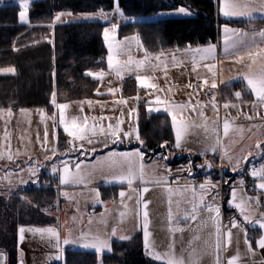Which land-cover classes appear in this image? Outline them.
<instances>
[{
	"label": "rangeland",
	"instance_id": "obj_1",
	"mask_svg": "<svg viewBox=\"0 0 264 264\" xmlns=\"http://www.w3.org/2000/svg\"><path fill=\"white\" fill-rule=\"evenodd\" d=\"M116 2L117 0H114L112 9L103 10V12L107 14V19H101L99 16L95 15L99 12V10L80 13L71 12V17L63 16L61 17V20L57 21L55 24L77 21H99L105 24L104 29H110L112 24H116L119 27V25L128 22L155 21L164 18L187 17L193 15V13L186 7L189 10L190 15H160V13H175V9H170L159 11L155 14L147 16H120L118 13L114 12ZM215 2L217 11L218 9L220 11L219 0H215ZM61 12L67 13L70 11H60L57 13ZM56 14L53 16V19ZM83 14L91 15L93 18L84 19ZM134 35L138 37L139 43H137V41L129 40L122 45V51L114 48L112 54L115 60L120 61L121 64L127 62L129 57H131L134 61H144L140 68L132 65L131 70L125 69L121 75H117L116 71L109 69L107 60L109 49L102 33L107 52L105 60L106 67L104 69L90 70L91 72H104V76L102 78H96L98 80V86L95 91L97 97L93 99L56 102V104L63 103L68 105V107L64 110V117L69 124H71L73 119H75L78 124L84 125L85 118H87V127L91 129L94 126L95 132L88 131L85 133V138L83 140L69 136L64 131V126L60 124V109L54 104L51 112H47L44 108L24 109L25 112H28V119L26 120L25 129L23 130V145H25L24 147L26 148V153L29 155L26 157L34 163L32 167L33 171L30 172L29 169L26 170V177H28V181H33L39 177L41 172L51 175L56 174L58 182L54 183L50 182L49 178L46 179L44 181L45 184H40L41 188L37 189L36 192L34 191L35 193H33V195L36 197L35 199H37V197H45L48 195L40 193L41 190L44 189L43 186L47 187V183H49L50 186L57 187L58 189L61 187L59 191L64 194L63 196H66L67 203L70 204L73 202V206H75V209L79 211V215H77V213L69 214V216L74 217L76 227L80 223V228L78 229L82 230V233L100 235L102 238L110 241V247L112 242L111 240H122L120 239V236H128L131 238L135 234H140L142 246H144L145 220L143 212L145 209L143 204L144 202H148L147 212L148 230L150 233L149 240L153 250L163 253L169 250V245L171 244L173 245L172 250L178 257L179 253L182 254V251L187 252L188 260L190 257L189 253L191 251H196V247L185 246L182 243L179 244V238H182V234H180V231H170L169 229H182L183 224L186 222L184 216L178 213L175 214V211H178L179 209L180 194L183 192V187H185L181 185V182L187 177L186 173H188L187 170L189 165L195 169H205L207 174L211 175L213 178H219L223 175V184L227 183L226 181L229 180V176L222 173L221 169L219 171L216 167H214L213 163H211V167L209 168L205 163L206 161L210 162L209 158L201 156L199 160H195L193 158L194 156L189 155V153L182 154L179 148L172 147L171 145H164L162 147V151H160L158 155L156 154L157 156H152L149 154L150 151L146 150L144 144H141V139H136L137 133L139 134L137 123L138 105L140 103H147L149 104L146 106L147 110L153 112H165L164 105L157 104L156 99L159 97L161 100H167L169 103L175 104L174 101L171 100V95L165 96V93H167V91L170 92L171 90H174L176 86L174 82L181 80V74L177 71L179 68H167L168 65L163 61V57L165 56L164 51H158L156 52L157 55L154 56L152 54L153 52H148L143 47L138 34L119 37L117 28V31L114 34V40L113 34L110 33V41L113 43L120 42L124 41L125 37H132ZM146 53L148 54V59H145ZM157 57H159V59H157ZM1 73L3 72H0V74ZM137 76L142 77L145 82L141 83L138 81ZM128 78H134L135 81L138 82V86L144 88V91L139 96L130 98L120 96V86L122 82ZM206 79L207 77L204 76V80L202 81L210 82ZM152 85H154V87H152ZM110 88L116 89V91L109 92ZM136 97H139V99H135ZM121 99L126 101V103H117ZM89 100L92 101L91 107L87 103ZM81 101H84L82 105L80 104ZM157 108L159 111L153 110ZM17 111H21V109L11 110V113ZM129 113H131V115H129ZM196 116L197 113H193V117L198 120L199 116ZM12 119H14V122L12 121V125L17 127L18 121L13 117ZM118 120L121 121L119 125L121 131L117 133L119 139L112 136L108 130V125L111 124L115 127ZM101 128L104 129L103 132L100 131ZM13 130L16 129L14 128ZM18 130L21 133L22 127L18 128ZM124 132H130L131 135L125 137L123 135ZM45 134H47L46 138ZM59 136H63L64 139L68 138L67 140L70 141H75L77 146L70 149H57L56 147ZM13 140H15V137H12V142ZM89 141H91V143H89ZM93 149H95V151H93ZM53 150H55V152L58 150L56 152V156L53 154ZM136 150L142 152L143 157H133L132 163L137 171L139 170L140 165L143 164L144 178L143 181L140 179L134 180L130 187L126 181L122 182L113 179L114 176L119 175L122 171H127V165L123 164L122 166H112L109 161L120 158L109 157V153H125L134 152ZM31 154L33 155L32 158L30 156ZM184 155L188 158L187 160L175 161V159H181ZM37 164H44V166L43 168H39ZM77 164H80V176L82 179L79 182L69 181L68 183L61 184L60 176L63 173L65 166H67L72 173H76ZM53 167L57 168V172L53 173ZM203 169L202 172L205 171ZM11 176L12 175H1L0 179H10ZM202 176L203 175H201V173L193 176V186H200L199 183H201ZM161 178H163V183H156V181L161 180ZM240 178L241 176L239 175L237 179ZM192 187L190 186L188 189L193 191L194 187ZM145 188H147L148 191L145 192ZM97 192L99 193V196L96 195ZM121 192L125 193L124 197H121ZM249 194L251 195L252 192H249ZM28 195L30 194L28 193ZM33 195L31 194L30 196ZM250 195L247 196L248 199ZM49 199L50 198H46L42 202L44 207L49 208L48 206H51V208H54L58 205V202L56 201L57 199H53L48 202L47 200ZM138 200L141 201L139 205H137ZM39 201L40 199H37V202ZM252 202L255 203L253 200ZM211 205L212 204H210V206ZM88 206H93L94 208L97 207L99 209L96 208L91 215L86 213L87 215L84 216L83 208L86 209ZM2 208L3 206L0 205V233L1 230L8 226L7 218L10 216L9 214L11 212L9 210L4 212ZM215 208L218 207L215 206L213 209ZM170 210L171 212L173 211L171 224L169 223ZM165 212H168V218L167 216H164ZM121 213H124L125 215L122 217ZM25 215L26 214H21L23 219L26 217ZM204 216L205 215H203V218ZM215 216V211H208L204 220H201L198 223L202 224L203 222L209 224V227H204V240L207 239V241L204 243L202 248L203 251L200 257L201 264H216V224L213 223L212 219V217ZM190 217H188V222L191 223V225H194L196 219L202 216L196 215L197 218L195 220H190ZM216 219L221 228L222 234L230 231V213L224 215V220L220 219L219 211V216ZM62 223L63 221L58 223L60 237L64 234V226ZM23 226L27 227L26 229H42L50 227L45 224L36 225L30 223L27 225L23 224ZM114 227L117 231L116 235L113 236L111 233ZM35 233L39 235V232ZM236 238L238 239V234ZM129 239L123 240L126 241ZM224 240L227 241L226 236L224 237ZM249 243L251 244L252 242ZM76 245H80V243H75V246ZM76 247L79 248L81 246ZM80 249L85 250L82 247ZM144 254L147 257L154 259L152 256L146 254L145 247ZM218 255L220 257L221 264H228V260L230 259V243L226 242L222 244Z\"/></svg>",
	"mask_w": 264,
	"mask_h": 264
},
{
	"label": "crops",
	"instance_id": "obj_2",
	"mask_svg": "<svg viewBox=\"0 0 264 264\" xmlns=\"http://www.w3.org/2000/svg\"><path fill=\"white\" fill-rule=\"evenodd\" d=\"M17 3H19V0ZM249 3L256 9L253 11L251 17H226L218 9V15L221 13L220 17L223 19L253 20L247 27H235L225 24L220 27V37L217 42L195 47L190 46V50L189 46L162 50L165 53L163 61L168 65L167 68H179L177 71L181 74V80L174 82L176 84L174 90L167 91L165 96L171 95V100L175 104H184L187 106L182 112L177 113V119L183 117L189 124L187 131L182 137L181 146L177 148H179L182 154L189 153L191 156L209 158L210 163H213L214 167L219 171L221 169L222 173L229 176V180L226 181L227 183L223 184V175L219 178H213L207 174L205 169L202 168L205 170L202 172V169L191 167L187 170L186 179L181 182V185L185 187H183V192L180 194L179 209L175 211V214L178 213L184 216L186 222L183 224V231H180L182 238H179L178 243L189 247H196V251H191L189 256L191 253H195V258L199 264H201L200 257L203 251L202 248L207 241V239L204 240V227H209V224L203 222L202 224L198 223L206 217L209 211L208 205L210 204H212L211 206L214 205L212 208L215 206L219 208L220 219H224V206L231 211L230 231L232 235L230 240V258L238 255L239 259L237 264H264V248L259 247L256 243L261 236H264V229H260L256 223L244 221L239 210L234 205L229 204V201L232 199V190L235 188L237 193L236 202L238 203L241 199L246 201L248 214L252 216L253 220L259 219L260 214L264 213V190L256 188V185L260 181L250 174L253 168L259 169L264 165V106L259 104L256 96L252 94L251 89L247 87V82L243 79L244 74L249 71H258L261 65H264V59H261L259 56L260 50L264 49V37L258 35L261 30H264V11L260 10L262 0H249ZM18 20L20 23L28 24V14L26 21H20L19 17ZM225 26L229 29L239 30L235 35L232 33L227 34L230 41H238L235 47H229L227 53H225ZM244 33H247V35H243ZM209 44L215 45V58L201 60L200 55L195 53L194 50L197 48H206ZM250 53L256 57L255 63L253 59L249 58ZM152 54L153 56L157 55L156 52ZM194 57L196 60L195 71H193ZM205 65H215V67L212 71H209ZM204 76L210 82L202 81L204 80ZM196 81L204 82L209 88L216 90L218 95L213 96L212 99H205L201 95L192 92L191 87ZM237 81L241 82L242 86L234 89H224V86ZM213 83L216 84L215 88L212 87ZM237 91L241 92L239 99L235 96V92ZM225 103H228L230 106L225 108ZM213 104H215V108ZM254 104L255 107L253 106ZM231 105H235V107ZM200 112H203L204 115L200 116ZM27 113L25 111H17L9 115L8 111L4 110L0 114V176L12 175L10 179H0V205L3 206L2 209L4 212L9 210L11 211L10 213L21 214L25 211H31L34 215L31 224H45L54 227L57 229L59 236L60 229L58 223L63 221L64 234L60 237V249L56 247V240L50 238L47 234L41 235L39 233L38 235L35 232L27 231V227L20 225L16 239V264H64L65 252L67 250H83L80 249L81 247H76L80 245L63 244L65 238L77 240L82 233V230L78 229L80 228V223L76 227L74 217L69 216V214L75 213L79 215V211L75 209V206L72 204L73 202L70 204L67 203L66 196H63L64 194L59 191L61 187L58 189L57 187L51 186V194L45 197H37L41 203L37 202L36 197L32 198V196L28 195L30 190L41 188L40 176L47 173L41 172L39 177L33 181H28V177H26V170L32 169L34 165L26 157L29 155H27L25 145H23V130L28 119ZM193 113H197V116H199L198 120L193 117ZM12 117L18 121L17 127H22L21 133L17 127L12 125V121L14 122ZM226 120L229 122L227 135L224 132V122ZM14 128L16 130H13ZM173 133L174 139L172 147H176L174 129ZM12 137H15L13 142ZM257 142L260 143V148H257ZM56 148L58 149V143ZM9 152L12 156L11 159L8 158ZM201 153L204 154L201 155ZM30 156L31 158L33 157L32 154ZM244 157H248V159L245 160ZM37 166L43 168L44 164H37ZM234 167L237 169L235 172L233 171ZM198 173L203 175L199 185L205 181H210L214 187H207V190H201L199 189L200 186H193V176ZM48 175L50 177L54 176L56 179L55 183L58 182L56 174ZM239 175L241 178L237 179ZM190 186L194 187H192L195 190L194 192L188 189ZM250 187L256 188L255 192L251 195L249 194ZM43 188L49 187L43 186ZM201 195L204 197L202 203L200 200ZM248 195L252 199H248ZM46 198H50L47 200L48 202L57 199L58 205L54 208H51V206H48L49 208L44 207L42 202ZM193 204L198 205L195 213L192 212ZM96 208L93 206H88L86 209L83 208V215L86 216V213L91 215ZM193 214L197 216L201 215L202 217L197 218L195 224L191 225L186 217H190ZM203 215H205L204 218ZM164 216L168 218V212H165ZM232 219L238 222L240 225L238 228L231 227ZM21 227L26 229L23 233V239H21V233L19 231ZM251 233L255 239L250 244L251 249H249L245 243V239L247 238L248 242H251L249 237ZM237 234L238 239L236 238ZM197 237L199 239H196ZM85 250L95 252L98 257H101L102 254L109 251L108 249H104L102 252L97 253L92 248ZM142 250L144 253V246H142ZM0 251L5 253L2 249ZM187 254V252L182 251V254L179 253V256L187 260ZM57 255H60V259H56ZM147 258L152 262L164 264L162 260ZM7 263L8 259L5 253V264Z\"/></svg>",
	"mask_w": 264,
	"mask_h": 264
},
{
	"label": "trees",
	"instance_id": "obj_3",
	"mask_svg": "<svg viewBox=\"0 0 264 264\" xmlns=\"http://www.w3.org/2000/svg\"><path fill=\"white\" fill-rule=\"evenodd\" d=\"M17 1L2 0L0 3V68L15 69L14 73L0 74V109L44 108L51 112L53 92L56 93V102L96 98L98 80L86 75V72L106 67L107 52L102 36L105 24L77 21L54 24L52 27L48 25L52 24L57 12L110 10L114 0H30L28 24L18 20L20 8ZM118 3L126 16H147L180 6L193 13L187 17L119 25V37L138 34L148 52L214 43L219 40L223 24L247 27L253 21L221 18L215 0H118ZM239 86L242 83L237 81L224 86V89ZM143 91L134 78H128L122 82L119 94L130 98L139 96ZM147 105H138V131L146 150L154 156L162 151L161 145L172 146L174 133L170 116L163 111H149ZM64 140L63 136H59V150L65 148ZM193 158L200 159L198 156ZM187 159L184 155L175 161ZM48 178V174L41 175L40 184ZM47 184L49 188L41 190V194L52 193L51 186ZM34 191L28 193L33 195ZM223 211L225 214L231 212L225 206ZM21 214H26V217L23 219ZM21 214L10 213L8 226L0 233V249L6 253L7 264H16L18 227L33 222L31 211ZM249 237L253 242L255 237L252 233ZM64 264L161 263L152 262L144 255L140 234H135L126 241H112L111 251L101 257L93 251L69 249L65 252Z\"/></svg>",
	"mask_w": 264,
	"mask_h": 264
},
{
	"label": "snow or ice",
	"instance_id": "obj_4",
	"mask_svg": "<svg viewBox=\"0 0 264 264\" xmlns=\"http://www.w3.org/2000/svg\"><path fill=\"white\" fill-rule=\"evenodd\" d=\"M220 2V11L223 13L224 16H248L251 17L253 11H255L256 9H254V7L249 3V0H219ZM0 3H2V0H0ZM7 6V5H4ZM29 7V0H19V19L20 21L24 22L27 19V10ZM261 11H264V0H262L261 3ZM114 12L118 13L120 16H123V12L120 10L119 8V3L118 0L116 2V7L114 8ZM171 15V14H184V15H190L189 10L184 7V6H180L177 9H175V13H160V15ZM96 16H99L101 19H107V14H105L103 12V10H99L98 13L95 14ZM63 16H72L71 12H67V13H57L56 16L54 17L52 24L48 25V27H52L57 21L61 20V17ZM83 18L84 19H90L93 18V16L88 15V14H83ZM135 19V18H132ZM118 28V25L116 24H112L111 28H105L104 32H103V36H104V40L106 42V44L108 45V49H109V55H108V66L109 69H112L114 71H116L117 75H121V73L127 69V70H131V66L135 65L137 68H140L144 61H134L131 57H129L128 61L121 64L120 61L115 60L114 56H113V50L115 49H119V50H123L122 49V45L129 41V40H133V41H137V43H139L138 37L137 36H132V37H125L124 41H120V42H111L110 41V33L113 34V40H114V34L116 33ZM224 31L226 33L225 35V53L228 52L229 47H235L238 43L237 40H229V36L227 35L228 33H232L233 35H235L239 30H233V29H229L227 26H225ZM243 35H247V33H244ZM259 36L264 37V30H261L258 33ZM189 50H190V46H189ZM195 53L200 54V59L201 60H207V59H214V53H215V45H211L209 44L208 47L206 48H197L194 50ZM259 56L261 59H264V49L260 50ZM249 58L253 59V62L255 63V59L256 57H254L251 53L249 54ZM145 59H148V54H145ZM157 59H159V57H157ZM173 59H175V57H173ZM195 64H196V60L195 57L193 58V71H195ZM205 67L208 68L209 71H212V69L215 67V65H205ZM0 72L3 73H14L15 69L12 67H8V68H0ZM86 75H91L93 76V78H102L104 76V72L100 71V72H86ZM243 79L244 81L247 82V87L249 89H251L252 94H254L257 98V101L259 102V104H261L262 106H264V65H261V67L259 68L258 71H249L248 73L243 75ZM137 80L140 81L141 83H144V79L140 76H137ZM152 87H154V85H152ZM212 87L215 88L216 84L213 83ZM116 91V89H109V92H114ZM235 96L237 99H239L241 97V92L237 91L235 92ZM135 99H139V97H136ZM52 103L58 107L60 109V124H62L64 126V131L71 137H74L76 139H80L83 140L85 138V133H87L88 131H93L95 132V127L93 126V128L89 129L87 127L86 121L87 118H85V124L84 125H80L76 122L75 119H73V121L71 122V124H69V122L65 119L64 117V110L68 107L67 104H56V93L53 92L52 95ZM84 103V101H81L80 104L82 105ZM88 105L91 107L92 105V101H87ZM117 103L119 104H124L126 103V101H124L123 99L119 100ZM156 103L157 104H163L164 105V111L171 116L172 118V127L175 130V136H176V147H180L181 146V140L183 135L185 134V132L187 131L189 124L188 122L181 117L180 119H177V113L182 112L185 107H187L184 104H172L169 103L167 100H161L159 97H157L156 99ZM230 105L228 103L224 104L225 108H228ZM232 107H235V105H231ZM255 107V104L253 105ZM213 107L215 108V104H213ZM155 111H159V109H153ZM8 114L11 115V109L9 108L8 110ZM24 109H21V112H24ZM4 112V109H0V114H2ZM200 116H203V112L199 113ZM129 115H131V113H129ZM250 118V117H249ZM121 121H117V124L115 127H113L111 124L108 125V130L110 132V134L114 137H117V139H119V137L117 136V133H119L121 131L119 125H120ZM101 132L104 131L103 128L100 129ZM229 131V122L226 120L224 122V132L225 135L228 134ZM123 135L125 137H128L131 135L130 132H124ZM47 137V134H45V138ZM136 139L140 140L139 134L137 133L136 135ZM141 144H143V141H140ZM71 143V142H70ZM89 143H91V141H89ZM166 143V142H165ZM164 145H161V147H163ZM257 148H260L261 145L259 142H257ZM215 150V149H213ZM93 151H95V149H93ZM53 154H55V150H53ZM204 153H201V155H203ZM109 157H119L120 159H112L109 161V163L116 167V166H122L123 164L127 165V171H122L119 175H116L113 177V179L118 180V181H126L128 183V185L131 187L132 183L134 180L136 179H140L141 181H143L144 178V166L143 164L140 165L139 170L137 171V169L133 166L132 163V158L133 157H143V153L140 152L139 150H136L134 152H125V153H109ZM8 158L11 159V153L9 152L8 154ZM166 159V158H165ZM245 160L248 159V157H244ZM208 167H211V163L206 161L205 162ZM237 163H239L237 161ZM203 167V166H201ZM77 168V172L76 173H72L70 171V169L65 166V168L63 169V173L60 176V183L61 184H65L68 183L69 181H77L79 182L82 177L80 176V164L76 165ZM189 168H191V165H189ZM237 169L234 167L233 171L235 172ZM29 171H33L32 169H29ZM53 173L57 172V168L53 167L52 169ZM253 177L257 178L260 182L256 185L257 189H261L264 190V165H262L259 169L257 168H253L251 170L250 173ZM156 183H163V178H161V180L156 181ZM241 183H243V181H241ZM206 187H214V185H211L210 181H205L203 184L200 185L201 190H206ZM144 191H148L147 188L144 189ZM171 191V190H169ZM195 190L193 189V192ZM97 196H99V193H96ZM121 197H124L125 193L121 192L120 193ZM203 195L200 196V200L201 203L203 202ZM195 199V197H194ZM252 199V198H249ZM237 200V193H236V189L233 188L232 190V199L229 201L230 205H234L236 209L239 210L241 216L243 217L244 221L246 222H253L259 225L260 229H264V213L260 214V218L253 220L252 216L248 214L247 211V203L245 200L241 199L238 203L236 202ZM141 203L140 200L137 201V205H139ZM144 206V212H143V216H144V247L146 250V254L152 256L155 260H162L164 261V264H199L198 260L195 258V253H191L189 259L186 261L182 256H177L174 251L172 250L173 245H169V250L163 253L154 251L149 237H150V233L148 230V212H147V207H148V202H144L143 204ZM198 205L193 204V208H192V212L195 213L197 211ZM208 210L209 212L215 211L216 216L212 217L213 219V223L216 224V240H215V248L217 251V256H216V264H221L220 261V257L218 255L219 250L222 247V244L224 243H230L231 240V231H228L227 233H223L221 232V228L218 224L217 221V217L219 216V208H215L213 209L212 206H208ZM125 214L121 213V216L123 217ZM188 218V217H186ZM197 217L196 215H191L190 219L195 220ZM169 223H172V214H171V210L169 211ZM240 225L238 224V222L235 219L231 220V227L236 228L239 227ZM170 231H183V229H169ZM20 233H21V239H23V233L26 231L25 228L21 227L20 228ZM27 231H32V232H39L42 235L43 234H47L50 238H53L56 240V247L57 249H60V236L59 233L57 231L56 228L54 227H48V228H42V229H27ZM116 228L114 227L112 229V235H116ZM227 237V241L224 240V237ZM130 237L128 236H120V239H129ZM196 239H199V237H197ZM75 243H80V246L84 249H95V251L97 253L102 252L104 249H108L109 251H111V247L109 245V242L107 239L102 238L100 235H92L91 233H81L80 237L77 240H73L71 238H65L63 240V244L64 245H68V244H75ZM245 243L246 245H248L249 249H251V245L248 242L247 238L245 239ZM257 245L261 248H264V236H261L259 240H257ZM0 256H2V254H0ZM56 259H60V255H57ZM239 259V256H234L232 258H230L228 260V264H237V261Z\"/></svg>",
	"mask_w": 264,
	"mask_h": 264
},
{
	"label": "built area",
	"instance_id": "obj_5",
	"mask_svg": "<svg viewBox=\"0 0 264 264\" xmlns=\"http://www.w3.org/2000/svg\"><path fill=\"white\" fill-rule=\"evenodd\" d=\"M191 91L198 95H201L205 99H210L213 96L218 95L216 90L209 88L204 82H201V81H196L191 87ZM64 145H65V148L70 149V148L76 147L77 143L75 141L64 140ZM55 181H56L55 177H51L50 182L55 183ZM255 189L256 188L254 187H250L249 191L253 193L255 192Z\"/></svg>",
	"mask_w": 264,
	"mask_h": 264
},
{
	"label": "water",
	"instance_id": "obj_6",
	"mask_svg": "<svg viewBox=\"0 0 264 264\" xmlns=\"http://www.w3.org/2000/svg\"><path fill=\"white\" fill-rule=\"evenodd\" d=\"M0 254H2V256H0V264H5V253L0 251Z\"/></svg>",
	"mask_w": 264,
	"mask_h": 264
}]
</instances>
